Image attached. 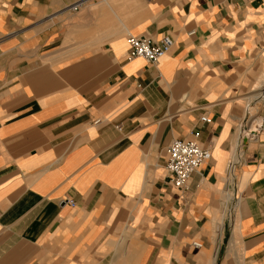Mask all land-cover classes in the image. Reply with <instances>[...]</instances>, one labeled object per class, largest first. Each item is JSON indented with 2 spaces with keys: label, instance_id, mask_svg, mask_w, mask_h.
<instances>
[{
  "label": "crops",
  "instance_id": "obj_1",
  "mask_svg": "<svg viewBox=\"0 0 264 264\" xmlns=\"http://www.w3.org/2000/svg\"><path fill=\"white\" fill-rule=\"evenodd\" d=\"M77 1L0 0V264H264V133L237 138L264 0ZM128 35L172 45L151 65ZM185 139L211 158L181 193Z\"/></svg>",
  "mask_w": 264,
  "mask_h": 264
},
{
  "label": "built area",
  "instance_id": "obj_2",
  "mask_svg": "<svg viewBox=\"0 0 264 264\" xmlns=\"http://www.w3.org/2000/svg\"><path fill=\"white\" fill-rule=\"evenodd\" d=\"M88 0H79L71 5L68 10L77 13ZM194 33H189L192 36ZM128 46V58H141L151 65H157L167 54L172 42L164 38L160 42H154L147 37L128 35L126 39ZM201 122L209 124L210 120L205 117ZM253 123V122H252ZM243 127L240 128V131ZM119 129V128H118ZM264 133V116L254 128L248 130L244 135L246 140L254 141L258 135ZM243 136V138H244ZM242 139V138H241ZM242 144V143H240ZM167 163L165 167L167 184L176 191L186 193L189 190V183L192 175L197 173L211 158L210 150L203 147L197 140H173L167 150ZM233 165L230 164L227 170L228 183L232 180ZM73 206V203H70ZM194 249H200V243H193Z\"/></svg>",
  "mask_w": 264,
  "mask_h": 264
},
{
  "label": "rangeland",
  "instance_id": "obj_3",
  "mask_svg": "<svg viewBox=\"0 0 264 264\" xmlns=\"http://www.w3.org/2000/svg\"><path fill=\"white\" fill-rule=\"evenodd\" d=\"M263 85V84H262ZM252 95H258V96H263L264 97V85L256 92V93H249V96H252ZM263 105H264V99H263ZM249 113L251 114V116L253 117L251 120H259L260 121V116L257 114L255 115V110H249ZM250 124V122H249ZM248 123H244V125H249ZM243 125V127H244ZM241 131H244L245 132V128H242Z\"/></svg>",
  "mask_w": 264,
  "mask_h": 264
},
{
  "label": "bare ground",
  "instance_id": "obj_4",
  "mask_svg": "<svg viewBox=\"0 0 264 264\" xmlns=\"http://www.w3.org/2000/svg\"><path fill=\"white\" fill-rule=\"evenodd\" d=\"M253 122V123H252ZM249 125H246V127H245V132L244 131H240V134H238V137L237 138H241V137H243L245 134H246V132L248 131V130H251L252 128H254L255 127V125L256 124H258L259 123V120H254V121H252ZM245 137V136H244ZM244 139V138H243ZM242 139V140H243Z\"/></svg>",
  "mask_w": 264,
  "mask_h": 264
}]
</instances>
